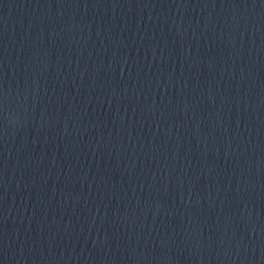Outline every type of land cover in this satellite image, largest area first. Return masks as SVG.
Masks as SVG:
<instances>
[{
	"label": "water",
	"instance_id": "95a60500",
	"mask_svg": "<svg viewBox=\"0 0 264 264\" xmlns=\"http://www.w3.org/2000/svg\"><path fill=\"white\" fill-rule=\"evenodd\" d=\"M0 179L79 264H264V0H0Z\"/></svg>",
	"mask_w": 264,
	"mask_h": 264
}]
</instances>
